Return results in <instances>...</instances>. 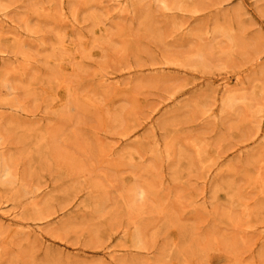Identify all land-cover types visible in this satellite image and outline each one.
Here are the masks:
<instances>
[{"label": "rangeland", "instance_id": "374dc122", "mask_svg": "<svg viewBox=\"0 0 264 264\" xmlns=\"http://www.w3.org/2000/svg\"><path fill=\"white\" fill-rule=\"evenodd\" d=\"M0 164V264H264V0H0Z\"/></svg>", "mask_w": 264, "mask_h": 264}, {"label": "bare ground", "instance_id": "6f19581e", "mask_svg": "<svg viewBox=\"0 0 264 264\" xmlns=\"http://www.w3.org/2000/svg\"><path fill=\"white\" fill-rule=\"evenodd\" d=\"M123 8H124V7H123ZM230 101H231V100H230ZM230 101H229V102H230ZM0 165H1V164H0ZM3 166H4V165H3ZM1 167H2V165H1ZM1 169H2V168H1ZM2 170H4V172L6 171L5 168H3ZM2 170H1L0 172H3ZM3 174H4V173H2V175H1V173H0V175L2 176L1 178H3ZM6 175H7V174H6ZM6 175H4V176H6ZM7 176H8V175H7ZM1 178H0V179H1Z\"/></svg>", "mask_w": 264, "mask_h": 264}]
</instances>
